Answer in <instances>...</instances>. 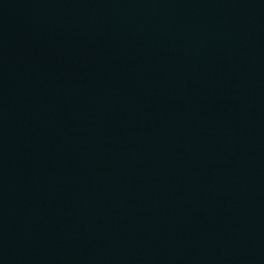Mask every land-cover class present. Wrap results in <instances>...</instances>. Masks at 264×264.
I'll use <instances>...</instances> for the list:
<instances>
[{
	"label": "water",
	"instance_id": "95a60500",
	"mask_svg": "<svg viewBox=\"0 0 264 264\" xmlns=\"http://www.w3.org/2000/svg\"><path fill=\"white\" fill-rule=\"evenodd\" d=\"M0 264H264V0H0Z\"/></svg>",
	"mask_w": 264,
	"mask_h": 264
}]
</instances>
